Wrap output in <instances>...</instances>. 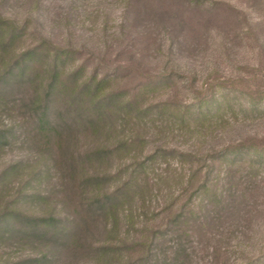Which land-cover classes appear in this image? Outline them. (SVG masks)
Masks as SVG:
<instances>
[{"label": "rangeland", "instance_id": "1", "mask_svg": "<svg viewBox=\"0 0 264 264\" xmlns=\"http://www.w3.org/2000/svg\"><path fill=\"white\" fill-rule=\"evenodd\" d=\"M0 16L24 28L25 38L18 50L39 53L34 68L40 78L51 70L54 55L64 52L65 63L58 69L62 78L72 82L69 72L81 67L76 80L97 74L105 81L106 97L119 91L127 101L140 91L139 106L153 105L144 114L151 141L142 154H157L147 164L149 185L137 193V200L123 206L132 214L145 213L140 217L142 226L156 213L160 216L153 221L158 222L165 205L180 192L179 176L183 179L188 174L189 165L164 150L201 149L203 153L235 145L264 150V100H260L264 95V0H0ZM11 90L15 94L19 89L14 86ZM66 91L69 96L71 87ZM258 101V112L248 114L245 107ZM165 102L168 105L162 106ZM18 105L12 103L11 94L0 101V129L13 133L9 145L0 149V173L17 161L23 163L10 180L0 181V214L9 201L18 198L16 207L25 215H58L67 218L72 227L73 219L82 213L79 207L74 213L75 205L86 204L90 196L68 199L60 182L63 166L58 170L52 155L38 153L29 137L31 126L18 118ZM117 107L121 105H113L108 123L115 129L123 116ZM218 108L210 122L202 124L196 119L198 109ZM182 122L184 127L179 130ZM77 136L78 148L94 142L84 130ZM104 138L109 144L119 135L110 131ZM227 165L225 157L214 162L212 181L225 208L234 214L228 217L216 208L219 221H207L201 235L192 237L195 252L191 264H243L245 257H256L264 243V170L248 176L244 166V173L228 179ZM37 167L45 173L29 179ZM26 181L27 193L39 195L22 199L19 190ZM190 191L179 198L180 203ZM124 214L128 212L124 210ZM119 217L118 233L107 238L97 219L94 226H84L82 231H89H81L74 246L69 241L56 247L40 237L20 235L24 240L19 236L8 240L0 231V264L42 254L46 260L40 264H107L96 249L111 241L121 246L120 256L111 264L134 263L140 254L129 250L140 234L126 227L124 216ZM14 227L18 229L19 222Z\"/></svg>", "mask_w": 264, "mask_h": 264}, {"label": "trees", "instance_id": "2", "mask_svg": "<svg viewBox=\"0 0 264 264\" xmlns=\"http://www.w3.org/2000/svg\"><path fill=\"white\" fill-rule=\"evenodd\" d=\"M24 38V28L17 27L11 20L0 16L2 66L0 101H5L11 94L12 103H19V120L31 126L29 137L38 153L43 155L48 152V155H52V163L54 162L58 170L60 165L63 166L60 182L68 193V199L74 200L81 194L90 197H87L86 204L75 205L74 213L77 212L78 207L82 213H76L78 216L73 219L72 227L67 225L69 223L67 218L58 215L27 216L17 209L18 198H14L7 203L0 214V231L8 235V240H14L20 235L26 239L40 237L56 247L65 246L69 241H71L70 246H74V241L84 226L88 228L91 224V227L94 226L97 219L101 220L102 231L107 238L118 233L121 219L119 214H121L124 216L126 227L134 228L135 233L140 234L134 238L132 244L130 243L132 246L129 250L140 256L130 264H191L195 252L192 237L201 235V230L207 221H219L220 210L228 213V217L234 214L232 209L225 208L222 194L218 193L216 183L212 181L214 162L222 157L228 158L225 170L228 179L234 177L236 173H242L244 170L241 169L244 166H246L245 174L253 176L264 170V150H247L245 147L241 149L242 146L239 145L228 146L219 151L205 150L203 153L201 149L181 152L175 149L164 150L163 153L176 155L183 162L182 164L189 165L188 174L184 175L183 179L179 176L180 192L174 201L165 205L162 210L163 215L159 217L158 222L153 221L160 216L156 213L142 226L140 217L145 213L135 211L136 213L132 214L123 206L130 205L134 199L137 200L135 198L137 193L149 185L146 179L147 164L157 154L156 151L144 156L142 154L151 141L148 131L150 127L144 120V114L153 105L145 108L139 106L137 97L140 91L127 101L121 99L122 93L119 91L112 92L106 97L103 94L105 81L98 79L97 74L82 81L76 80V73L81 67L69 72L72 82L69 78H62L63 73L58 69L60 64L65 63L64 52L61 55L60 53L54 55L51 70L47 76L40 78L39 72L34 68L38 63L39 53L34 52L35 50H18V45H21ZM14 86L19 89L15 94L11 90ZM68 87H71L69 96L66 91ZM260 100H264V95ZM258 103L259 101L250 102L245 107L246 112L248 114L258 112L256 105ZM113 105H121L117 108L123 115L116 129L112 125L108 126L111 122L110 113L114 109ZM164 105L168 104L165 102L162 106ZM72 106L78 108H71ZM219 111L220 108L216 111L198 109L196 119L206 124L213 118V113ZM181 120L183 121L182 116ZM183 123L178 124L179 130L184 127ZM83 130L94 137V142L87 144L85 148H78L77 134H81ZM110 131L118 134L119 138L108 144L104 135ZM12 134L8 129H0V149L9 145L13 138ZM114 162L116 165L112 167ZM22 167V161L10 165L0 173V181L10 180L22 170ZM33 172L29 179L33 180L45 173H42L39 167ZM28 183L26 181L19 190V195L23 194L22 199L39 195L37 192L27 193ZM189 190L191 191L188 197L180 203L179 198ZM138 201L143 211L144 199ZM218 207L221 209L216 210ZM203 208H208L205 209V215L202 214ZM124 210L128 212L127 215L124 214ZM16 221L19 222L18 229L14 227V223H18ZM147 224L150 228H146ZM85 230L89 231V229ZM144 233L147 234L143 235ZM111 242L96 249L99 257L106 260L107 264H111L113 258L120 256L121 253L119 243ZM44 260L46 254H42L40 258H25L9 264H40ZM243 264H264V243L258 255L245 257Z\"/></svg>", "mask_w": 264, "mask_h": 264}]
</instances>
